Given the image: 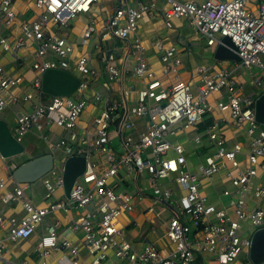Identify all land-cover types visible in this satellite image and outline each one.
Listing matches in <instances>:
<instances>
[{"label":"built area","instance_id":"built-area-1","mask_svg":"<svg viewBox=\"0 0 264 264\" xmlns=\"http://www.w3.org/2000/svg\"><path fill=\"white\" fill-rule=\"evenodd\" d=\"M15 1L0 0V14L4 26H15L20 33L12 41L0 37V45L10 52L33 47L35 60L30 68L34 76L28 91L15 93L22 77L7 75L0 66V111L8 104L28 101L38 95L32 109L16 117V139L20 141L32 129L40 133L48 143L53 167L40 178L43 199L49 201L39 206L25 194L30 184L14 179L15 165L0 166V190L8 181L14 182L12 189L1 195V200L18 204L23 211V215L16 218L5 217L0 210V231H5V237L0 238V261L6 240L29 239L45 217L56 212L78 213L69 228L72 232H82L81 245L89 257L86 264H231L241 254L249 260L252 234L264 228V207L250 206L248 201L249 198L264 201V184L254 183L257 167L264 159V125L256 120L254 101L241 92L232 71L226 67L198 66L196 92L180 79L164 84L159 74L150 68L146 46L137 33L138 21L144 15H153L155 0H150L149 4L139 3L137 7L131 6L129 0H115L112 13L99 28L92 10L100 0H31L25 4L33 10L29 20L18 19ZM166 1L169 4L163 14L166 27H171L172 19L186 17L207 45L212 46L227 37L240 58L236 67L258 68L262 71L260 81H264V3L256 11L248 7L250 0ZM79 14L88 16V24L81 33V45H94L101 50L99 42H92L94 34L99 40L120 39L127 58L133 62L129 78L140 82L138 86L123 87L121 100L104 99L95 91L93 102L102 105L87 128L80 124L87 106L81 93L98 72L90 64L88 50L73 58L74 44L52 28H68ZM154 45L161 53L159 73L177 77L182 59L176 47H165L161 41ZM114 60L113 53L109 52L105 68L110 83L124 73ZM48 69L76 71L82 77L73 97L51 96L47 101L42 100V75ZM260 81L255 79L254 83L260 84ZM222 89L226 91V99L215 104L220 117L213 119L205 129L212 152L199 159L192 170L183 144L173 139L197 126L212 111L207 98ZM130 97L133 101H129ZM138 119L143 121L142 127L137 126ZM228 119L231 125L242 127L250 139L246 165L238 157L243 151L242 144L235 142L228 147L220 133V127L228 124ZM50 126L63 129L65 135L49 141L45 131ZM201 138V134L196 133L193 142L198 145ZM57 149L63 153L60 167L54 156ZM95 155L99 161L92 160ZM72 156L83 157L85 169L66 196L64 163ZM0 159L4 162L1 155ZM222 171L230 187L220 191V203H214L202 191L201 179L211 180ZM139 176H144L149 188L139 190ZM170 182L178 187L177 191L168 185ZM131 183L136 191L128 188ZM57 190L64 196L55 197ZM173 193L177 195L176 209L165 230L172 248L162 251L147 244L136 250L119 224L120 216L130 214L137 203L147 200L149 203L143 206L142 214L145 217L159 214L158 205L172 208ZM60 225V220H56L40 235L35 248L36 264H48L54 252L61 253L58 264H82L79 245L67 238L59 239ZM110 253L115 261L109 260ZM249 262L242 264H253ZM22 263L27 264L26 260Z\"/></svg>","mask_w":264,"mask_h":264},{"label":"crops","instance_id":"crops-1","mask_svg":"<svg viewBox=\"0 0 264 264\" xmlns=\"http://www.w3.org/2000/svg\"><path fill=\"white\" fill-rule=\"evenodd\" d=\"M31 0H16L14 4V8L17 13L18 19H27L33 17V10L30 7H26V2H30ZM181 2L189 1V0H178ZM195 2H200L201 0H193ZM258 0H250L248 7L252 10L250 6L251 2H257ZM129 3L133 7H137L139 3L149 4L150 0H129ZM115 4V0H100L99 4L92 10V15L96 17V26L99 28L101 22L105 20L113 11V7ZM154 10L152 16L144 15V17L138 21V29L137 33L140 39L143 41L146 46V59L147 62L156 73L159 74L162 82L166 85L176 83L178 79L186 81L190 84L192 90L196 92L197 86L199 84L198 75L196 73V68L201 65H210L213 69H218L221 67H226L232 71V75L235 80L241 85V92L250 96L254 101V109H255V101L256 99L264 92V81H260L262 77V71L258 68L252 67L250 69L238 68L236 67L238 61H234L233 63L226 60L215 59L214 52L216 49V45L212 46L207 45L205 38L197 32L195 26L192 24L191 20L186 17L175 18L171 21V27H166L164 23V11L169 7V4L166 0H155L154 2ZM256 9V8H255ZM253 9V10H255ZM88 24V16L85 14L77 15L74 20L71 21L68 28L58 29L55 27L53 31L59 33V35L64 36L71 43L74 44V54L73 58L77 57L82 52L88 50L90 54V64L97 70L98 75L94 78H90V84L87 88L83 90L81 95L88 100L90 97L93 98V93L98 91L101 93L104 99L108 100H121V90L123 87L128 86V81H133L130 79V69L132 67V60L127 58V50L122 45L121 40L118 38H108L106 40H99L94 34L92 38L93 44L99 42L101 45V50H97L94 45L89 47H84L81 45V33L85 26ZM53 26V24H50ZM78 28L79 32L75 33L74 29ZM19 29L11 26H4L2 22V16L0 14V37H8L11 41L18 35ZM219 38V37H218ZM161 41L165 47H176L178 54L181 56L182 64L178 68V76H162L160 71V51L155 47V42ZM112 52L115 60L114 64L120 69L124 70L123 76L114 80L113 83L108 81L107 71H106V58L107 54ZM35 60L34 49L33 47L19 49L14 52L5 51L0 45V66L4 69L5 73L10 76H21L22 82L19 89H12L15 93L23 94V91H28L31 87V82L33 80L34 72L32 71L31 63ZM74 75V72H71ZM79 78V77H78ZM258 79L260 84L254 83V80ZM80 80V79H79ZM140 85L139 80L135 79ZM259 89V91H256ZM105 91L109 94V96L105 97L102 93ZM75 93V92H73ZM72 93V94H73ZM71 94V95H72ZM51 96L41 93V98L44 101L49 100ZM226 99V91L224 89L219 92L213 93L208 97L209 105L213 107L212 111L207 113L204 116V119L197 124V126L189 129L187 132H184L178 135L176 140L183 144L185 148V155L187 159L190 161V158L194 160V164L192 166L195 167L196 163L199 159H201L204 155L212 152L211 144L207 140L205 135V129L210 125L213 119H217L220 117V114L215 109L216 101L225 100ZM38 101V95L35 94L31 100L22 101L19 100L15 104H8L3 110L0 111V119H3L9 128L11 129L13 135L16 138V117L23 113L28 112L32 109L33 104ZM129 101H133L130 97ZM21 103V111L15 112V105ZM98 103H94L93 100L91 104L87 102V106L83 111L80 124L84 127H89L91 125L92 118L99 112L100 105L97 107ZM225 117H228V114L225 113ZM210 121L206 123V127L203 129L201 125L204 122ZM137 126L142 127L143 121L141 119L137 120ZM202 123V124H201ZM263 124L264 123H260ZM203 127V126H202ZM198 133L201 134V142L197 145L193 142V136ZM220 133L225 140L226 146H231L235 142H240L243 147L242 153L238 155L240 160H243V164L246 165L245 155L248 151L250 145V139L245 134L244 129L242 127H235L231 125L229 119L228 124H224L220 127ZM45 134H47V138L52 135V140L56 139L59 136L65 135V131L63 129L57 128L56 126H50L46 129ZM42 139L46 145H43L40 141ZM51 140V141H52ZM20 142L24 146V154L27 152L26 160H29L38 155L49 153L47 142L43 138H41V134L36 130L32 129L28 133H26L20 140ZM35 147V152L30 154L31 148ZM187 150L189 152H187ZM23 161V163L25 162ZM2 162V161H1ZM8 166L10 164H7ZM15 165V164H12ZM15 167H17L15 165ZM258 173L256 176L257 183L264 184V159L261 164L257 167ZM146 176V174H145ZM144 178V176H143ZM139 176V179L142 180V186L139 184V190L142 188H149L147 180L143 179ZM37 182V183H36ZM36 183V184H35ZM31 188V197L30 200L34 202L33 196L35 193L44 192L43 186L41 184V180H37L29 183ZM133 185V183H131ZM174 184V183H173ZM14 185L13 181H8L6 187L0 190V210L4 212L5 217H16L19 218L23 215V211L18 204H6L1 200V195H3L6 191L11 190ZM131 185V186H132ZM175 185V184H174ZM133 187V186H132ZM175 191L178 190V187L171 186ZM230 187L229 181L224 177V171L220 174L214 176L211 180H207L205 178L201 179V189L208 196L211 202L216 201L220 203L219 194L223 189ZM134 189V190H133ZM132 191H136L137 188H133ZM174 191V193H175ZM173 193V194H174ZM64 194L61 190H57L55 192V197L61 198ZM43 199V198H42ZM44 200V199H43ZM222 201L226 202L223 198ZM250 206H262L264 207V201L255 200L253 198L248 199ZM146 201L144 203H137L136 208L130 214H123L119 218V224L122 226L124 232L126 233L127 239L131 242L132 246L136 249H142L147 244H152L159 248L162 251H169L172 248V244L167 239L165 235L166 226L168 220L172 215L168 212L170 209L169 205H161L159 208V214L152 215L149 217H145L142 214L143 206H145ZM140 206V208H138ZM58 213V212H57ZM56 214V213H54ZM69 219L66 222L62 221L59 227V239H70L73 243L79 245V257L81 259L82 264H86L89 260L88 254L81 245L82 232L76 231L72 232L69 228L72 219L75 218L78 213L73 212L71 214H64ZM169 215L168 218H164L166 215ZM149 223L150 228L144 229V225ZM51 224V222L47 219V216L42 221L40 225L36 228L34 234L27 240H18L16 242H11L6 240L4 242L5 250L3 254V259L0 261V264H23L22 262L26 260L27 264H36L38 255L35 251V248L38 245L39 237L41 234L46 232V226ZM5 231H0V238H4ZM60 252H54L48 259V264H58L57 259L60 256ZM22 259V262L19 260ZM110 261H115L114 256L110 253Z\"/></svg>","mask_w":264,"mask_h":264},{"label":"water","instance_id":"water-1","mask_svg":"<svg viewBox=\"0 0 264 264\" xmlns=\"http://www.w3.org/2000/svg\"><path fill=\"white\" fill-rule=\"evenodd\" d=\"M216 44L215 59L240 61L235 47L227 37L220 38ZM79 84V78L66 70L48 69L42 75L41 90L50 96H69ZM255 118L259 123H264V92L255 101ZM23 152V144L15 138L7 123L0 119V155L7 159ZM52 167V154L44 153L17 166L13 171V176L17 182L31 183L39 180ZM84 169L85 159L83 157L67 158L63 171L66 196H68L75 179ZM248 257L253 264L264 262V228L258 229L252 234Z\"/></svg>","mask_w":264,"mask_h":264},{"label":"rangeland","instance_id":"rangeland-1","mask_svg":"<svg viewBox=\"0 0 264 264\" xmlns=\"http://www.w3.org/2000/svg\"><path fill=\"white\" fill-rule=\"evenodd\" d=\"M263 4L264 3V0H258L257 2H251L250 3V6L252 7V10L253 9H255V8H258L259 7V5L260 4ZM256 11H257V9H256ZM256 13V12H255ZM21 20H23V19H21ZM15 27V26H14ZM17 28V27H16ZM74 31H75V33H78L79 32V30H78V28H75L74 29ZM218 36V35H217ZM232 63L234 62V60H230ZM74 72V75L75 76H77V77H79V78H82L81 76H79L78 75V73L76 72V71H73ZM127 85H137L138 86V83L136 82V81H128L127 82ZM256 91H259V89H256ZM102 93H103V95L105 96V97H107V96H109V94L108 93H106L105 91H102ZM71 97H73L72 95H71ZM87 102L89 103V104H91V101L93 100V98L92 97H90L89 98V100H88V97H87ZM207 104H209V101H208V98H207ZM21 103H19V104H16L15 105V112L17 113V112H19V111H21ZM100 104L98 103L97 104V107L99 106ZM205 107H206V105H205ZM52 135L51 136H49L48 137V140L49 141H51L52 140ZM179 138H181V137H179ZM179 138H176V140H178ZM40 141L42 142V144L43 145H38V147L39 146H43V148H44V145H46V143L42 140V139H40ZM115 146H117V144L115 145ZM36 150H35V147H33V148H31V152H29L30 154H32V152L34 153ZM187 152H189L188 150H187ZM27 152H25L24 154H19V155H16V156H13V157H10V158H7V159H4V162H1L2 160L0 159V166H3L4 165V163H6V164H10V165H12V164H15L16 166H19L20 164H22L23 163V161H25L27 158H26V156H27ZM62 155H63V153H62V151L61 150H59V149H57V150H55V152H54V156H55V158H56V165L58 166V167H60L62 164H61V162L59 161L61 158H62ZM101 155V157H103L104 158V155L101 153L100 154ZM190 158V161L194 164V160H192L191 159V157H189ZM92 160L93 161H95V160H97V161H99L100 160V158L98 157V156H93L92 157ZM192 170H195V167H192L191 168ZM37 181V180H36ZM37 183V182H36ZM35 183V184H36ZM254 183H257V181H256V179L254 180ZM138 184L140 185V186H142L143 184H142V180L141 179H139L138 180ZM169 186H173V187H176V185H174L172 182H170L169 184H168ZM133 186V187H132ZM128 185V188L132 191V189L133 188H135L134 187V185ZM134 190V189H133ZM25 194H26V196H27V198L28 199H30L29 197H31V188L30 187H28V188H26V190H25ZM148 194H151V190H149L148 191ZM181 194V192L179 193V195ZM33 196H36L33 200H34V202L36 203V205H39V206H41V205H45V204H48V201L49 200H43L42 198H43V196H44V192H39V194L38 193H35ZM177 199V195H175V194H173L172 195V197H171V206H172V208H170L169 209V213H170V215H173V213H174V209H176V203H175V200ZM255 200H259V199H255ZM149 203V200H147L146 201V203L145 204H148ZM214 203H217L216 201H214ZM159 207H161V206H156V209H159ZM138 208H140V206H138ZM61 212H56V214H49V215H47V219L51 222V223H54L56 220H62L63 222H66L69 218L67 217V216H65V215H62V214H60ZM168 214L164 217V218H168ZM62 221H61V223H62ZM148 227L150 228V225H149V223H146L145 225H144V229H148ZM19 262H22V259H20L19 260ZM249 262V260L244 256V255H240L238 258H237V260L236 261H234L233 263H231V264H242V263H248ZM250 263V262H249ZM262 264H264V263H262Z\"/></svg>","mask_w":264,"mask_h":264},{"label":"trees","instance_id":"trees-1","mask_svg":"<svg viewBox=\"0 0 264 264\" xmlns=\"http://www.w3.org/2000/svg\"><path fill=\"white\" fill-rule=\"evenodd\" d=\"M208 122H210V121L204 122L203 124L201 123L202 125H201V128H200V129H202V128L204 129V128L206 127V123H208ZM199 123H200V122H199ZM202 126H203V127H202Z\"/></svg>","mask_w":264,"mask_h":264}]
</instances>
